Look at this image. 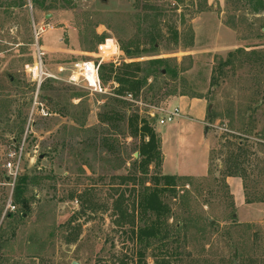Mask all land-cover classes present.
Segmentation results:
<instances>
[{
	"label": "rangeland",
	"instance_id": "rangeland-1",
	"mask_svg": "<svg viewBox=\"0 0 264 264\" xmlns=\"http://www.w3.org/2000/svg\"><path fill=\"white\" fill-rule=\"evenodd\" d=\"M254 1L257 12L247 0H0V264H264V203L236 208L226 183L240 181L244 203L264 198V0ZM105 38L119 47L118 67L138 64L139 77L155 71L148 62H166L135 100L210 106L207 176L178 178L175 194L160 196L170 211L161 243L132 235L145 225L138 193L158 170L137 169L126 121L148 109L115 97L112 83L95 94L65 81ZM33 67L51 77L38 83ZM35 97L47 116L31 113ZM19 148L23 217L8 208L4 168Z\"/></svg>",
	"mask_w": 264,
	"mask_h": 264
},
{
	"label": "trees",
	"instance_id": "trees-1",
	"mask_svg": "<svg viewBox=\"0 0 264 264\" xmlns=\"http://www.w3.org/2000/svg\"><path fill=\"white\" fill-rule=\"evenodd\" d=\"M39 1V0H36ZM247 2L252 5L253 11H259L262 6L259 1L247 0ZM127 56L131 54L127 50H123ZM232 54L228 53L227 59L223 62V65H227L230 61ZM155 71L150 72L148 76L139 77L137 73L140 72V65L138 64H125L120 68L113 65H100L98 70L99 80L102 86L109 83H115L117 88L114 90V94L118 96H123L126 93H130L133 96H137L140 90L146 85L147 79L151 77L156 71H159L160 66H164L166 62L163 60H153L148 62ZM157 69V70H156ZM167 71V70H165ZM174 96L173 94H171ZM168 95V96H171ZM119 103H124L117 101ZM113 115L116 116L117 113L111 110L106 115L101 116L102 123H110L113 119ZM120 117V116H118ZM209 121V118H208ZM127 130L131 138L139 139V146L137 148V169L142 173H146L148 167L153 164L154 168L158 172L151 179V186H143L142 190L138 193L137 202L135 204V212L140 215L142 221L145 225L139 228L137 231H132V235L138 242H143L145 245H149L152 240L155 242H163L167 239V231L164 228L166 220L169 215V208L161 201L160 196L166 191L175 194V189L177 187V177L173 176H163L159 173V168L161 164V153H160V140L153 128V123L150 124L149 120L142 119L138 113L132 114L126 121ZM228 176L234 177L238 176L236 174H229ZM240 177V176H238ZM27 184V178L17 177L12 190V205H19L22 208L21 217L28 210V204L24 198L25 188ZM253 203H264V198L250 199L247 194H245V204ZM117 210V209H116ZM126 213V210L124 211ZM11 217V214L8 215ZM125 214L121 211L117 223L124 219ZM180 228L175 227L174 232H178ZM176 233H174L175 235Z\"/></svg>",
	"mask_w": 264,
	"mask_h": 264
},
{
	"label": "crops",
	"instance_id": "crops-1",
	"mask_svg": "<svg viewBox=\"0 0 264 264\" xmlns=\"http://www.w3.org/2000/svg\"><path fill=\"white\" fill-rule=\"evenodd\" d=\"M169 111L178 108L183 117L164 130L153 128L160 140L163 176L177 178L206 177L210 159V140L206 101L198 98L174 97L167 101ZM236 208L245 207L241 183L238 179L227 178Z\"/></svg>",
	"mask_w": 264,
	"mask_h": 264
},
{
	"label": "built area",
	"instance_id": "built-area-1",
	"mask_svg": "<svg viewBox=\"0 0 264 264\" xmlns=\"http://www.w3.org/2000/svg\"><path fill=\"white\" fill-rule=\"evenodd\" d=\"M119 47L117 43L112 38H105L97 47V52L95 53L94 57L96 60L90 61V62H76L73 63L71 66V76L67 77V80H65L68 84L75 85L78 81L81 82L83 87L95 94H106V89L104 86H102L98 70L100 65L111 63L113 66H119L117 62V57L119 55ZM115 58V60H113ZM31 72L32 76L35 80L40 82L42 77L44 78H50L51 76H46V74L39 71L37 67L28 68ZM59 73H63L64 69L59 68ZM44 75V76H43ZM112 94L115 97H118L120 100L131 103L133 105L139 106V107H145L148 109L146 112L147 120L150 122H154L155 119L158 120V124L164 125L165 123H171L176 119L182 118L183 115L180 112L178 108H174L172 110H165V109H158L156 107H152L151 105L145 104L142 101L135 100V96H133L130 93H126L123 96H118L114 94L115 88H117V85L115 83H112ZM36 110L37 112H40L42 116H47L48 113L43 108L42 104L37 102V98L35 97L32 103V109L31 113ZM157 113L159 114V117L156 118ZM24 141V140H23ZM21 148H19V153H17L14 150H9L6 155V162L4 164V168L8 170L10 179L12 181V186H14L15 180L18 177L19 172V162H20V155H21ZM8 208L11 210H14L15 207L11 204V202L8 204Z\"/></svg>",
	"mask_w": 264,
	"mask_h": 264
},
{
	"label": "water",
	"instance_id": "water-1",
	"mask_svg": "<svg viewBox=\"0 0 264 264\" xmlns=\"http://www.w3.org/2000/svg\"><path fill=\"white\" fill-rule=\"evenodd\" d=\"M210 108V106L208 107V109ZM150 124H152V122H150ZM73 264H75V263H73Z\"/></svg>",
	"mask_w": 264,
	"mask_h": 264
}]
</instances>
